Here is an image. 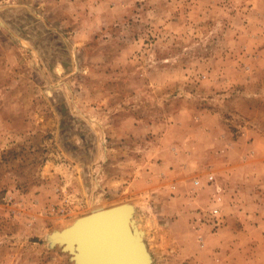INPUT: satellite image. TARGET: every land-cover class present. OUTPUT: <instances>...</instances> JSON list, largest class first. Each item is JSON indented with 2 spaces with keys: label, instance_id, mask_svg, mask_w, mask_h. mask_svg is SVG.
Masks as SVG:
<instances>
[{
  "label": "rangeland",
  "instance_id": "obj_1",
  "mask_svg": "<svg viewBox=\"0 0 264 264\" xmlns=\"http://www.w3.org/2000/svg\"><path fill=\"white\" fill-rule=\"evenodd\" d=\"M120 203L154 264H264V0H0V264Z\"/></svg>",
  "mask_w": 264,
  "mask_h": 264
},
{
  "label": "water",
  "instance_id": "obj_2",
  "mask_svg": "<svg viewBox=\"0 0 264 264\" xmlns=\"http://www.w3.org/2000/svg\"><path fill=\"white\" fill-rule=\"evenodd\" d=\"M133 213L130 203L92 211L77 218L70 230L53 233L51 239L72 254L75 264H154L134 227Z\"/></svg>",
  "mask_w": 264,
  "mask_h": 264
},
{
  "label": "bare ground",
  "instance_id": "obj_3",
  "mask_svg": "<svg viewBox=\"0 0 264 264\" xmlns=\"http://www.w3.org/2000/svg\"><path fill=\"white\" fill-rule=\"evenodd\" d=\"M121 204V203H120ZM101 209H103L102 207H99V208H96V209H94L93 211H97V210H101ZM134 220H133V224H134V227L138 230V231H140V234H141V236L143 237L144 236V234H145V230H144V228H141V226H140V224H139V221L134 217L133 218ZM78 221L77 220H75L74 221V224L73 223H71L69 226H68V230H70L69 228H72V226H74L76 223H77ZM73 224V225H72ZM71 226V227H70ZM161 239H162V237H161ZM163 241V240H162ZM161 245V244H160ZM165 245V244H164Z\"/></svg>",
  "mask_w": 264,
  "mask_h": 264
},
{
  "label": "built area",
  "instance_id": "obj_4",
  "mask_svg": "<svg viewBox=\"0 0 264 264\" xmlns=\"http://www.w3.org/2000/svg\"><path fill=\"white\" fill-rule=\"evenodd\" d=\"M210 213L216 217L219 213V208H213Z\"/></svg>",
  "mask_w": 264,
  "mask_h": 264
},
{
  "label": "crops",
  "instance_id": "obj_5",
  "mask_svg": "<svg viewBox=\"0 0 264 264\" xmlns=\"http://www.w3.org/2000/svg\"><path fill=\"white\" fill-rule=\"evenodd\" d=\"M169 247V246H168ZM172 247V246H171Z\"/></svg>",
  "mask_w": 264,
  "mask_h": 264
}]
</instances>
